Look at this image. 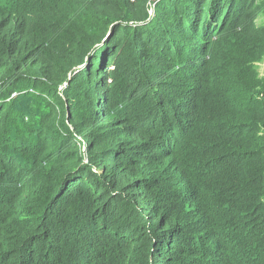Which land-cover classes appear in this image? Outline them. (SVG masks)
<instances>
[{
	"label": "trees",
	"instance_id": "obj_1",
	"mask_svg": "<svg viewBox=\"0 0 264 264\" xmlns=\"http://www.w3.org/2000/svg\"><path fill=\"white\" fill-rule=\"evenodd\" d=\"M264 0H0V264H264Z\"/></svg>",
	"mask_w": 264,
	"mask_h": 264
},
{
	"label": "rangeland",
	"instance_id": "obj_2",
	"mask_svg": "<svg viewBox=\"0 0 264 264\" xmlns=\"http://www.w3.org/2000/svg\"><path fill=\"white\" fill-rule=\"evenodd\" d=\"M261 71L264 73V63L261 65Z\"/></svg>",
	"mask_w": 264,
	"mask_h": 264
}]
</instances>
